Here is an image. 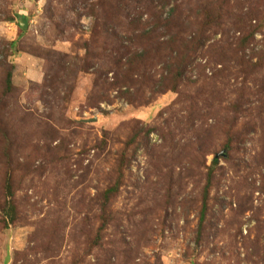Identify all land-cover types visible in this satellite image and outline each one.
I'll use <instances>...</instances> for the list:
<instances>
[{
  "label": "rangeland",
  "instance_id": "rangeland-1",
  "mask_svg": "<svg viewBox=\"0 0 264 264\" xmlns=\"http://www.w3.org/2000/svg\"><path fill=\"white\" fill-rule=\"evenodd\" d=\"M119 40L178 93L117 84ZM0 100V264H264V0H0Z\"/></svg>",
  "mask_w": 264,
  "mask_h": 264
},
{
  "label": "trees",
  "instance_id": "trees-1",
  "mask_svg": "<svg viewBox=\"0 0 264 264\" xmlns=\"http://www.w3.org/2000/svg\"><path fill=\"white\" fill-rule=\"evenodd\" d=\"M252 11L253 13H256L255 10ZM92 12H93V16L95 17L96 16L95 8H93ZM251 13H249L245 19L247 23H250L248 25L250 32L247 35V39L246 40L244 39L239 43L237 51L239 50H241L242 52L245 51L248 44V38L254 39L255 37L256 31L253 30L251 32V28H252L251 22L253 21V17ZM217 19L219 20V18ZM9 21L14 22L12 19H10ZM17 25L19 27L18 29L23 32V30L21 29V25L19 23ZM96 39H98V37L94 39L95 43H96ZM123 42L124 41L119 40L117 47H111V53H112L111 55L113 60L116 61L115 64L116 69L118 71V75H120L119 76L120 80L119 79L117 80L118 81L117 84H124L125 82H127L129 83V85L134 86L135 84L140 83L139 82L140 79L141 83L143 84V87L144 85H148L152 87L154 93H160V94H163L165 92L178 93V90L181 86V81L184 77L187 66L189 65L187 64L188 62L186 61L185 56H182V58H177V59L173 57L171 60H169L166 66L164 67V73L162 74L161 78L159 80H156L154 76L147 75L148 68L145 67L147 62H149L150 60H154V57L152 58L149 57V54H151L149 52L150 47H143L142 53L134 54L132 52V48L134 47H123ZM14 45H15L14 43H11L10 47L13 48ZM84 50L86 51V57L82 61L83 67L81 70L82 72L88 74L90 70L95 69L99 65L101 60L104 58L105 54L92 53V47L90 44H86ZM104 50L107 51L108 49L105 47ZM159 61L160 64L164 61L163 55H161V59ZM96 63H98V65H96ZM13 90H14V86L12 82V71L10 69L6 80V93L10 94L13 92ZM0 105H2V100H0ZM228 134H229L228 136L230 137L231 136L230 133ZM135 141H136V137H133L130 142L134 143ZM231 142H229L228 145H226V148L229 149L231 148ZM217 162H218L217 159H215L213 162V166L208 169L207 183L203 193V203H202V210L200 217L201 225L203 224L206 213L208 211L210 189L212 187V179L214 175V165L216 166ZM123 179H124V170L118 173V180H119L118 184H115L113 187H110L103 193V198L107 205L110 203V200L118 194L120 187L122 186ZM104 209H105V205L102 210V214L104 215L100 216V219L102 220L101 225L98 229L97 235L94 237L92 241L93 244L92 248L93 246L97 247L98 245L101 244L103 240V233L106 231L108 227V221L105 218L106 211H104Z\"/></svg>",
  "mask_w": 264,
  "mask_h": 264
}]
</instances>
